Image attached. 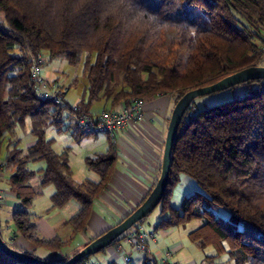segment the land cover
<instances>
[{
	"label": "trees",
	"instance_id": "1",
	"mask_svg": "<svg viewBox=\"0 0 264 264\" xmlns=\"http://www.w3.org/2000/svg\"><path fill=\"white\" fill-rule=\"evenodd\" d=\"M184 1L188 7L202 8L204 17H190L183 0H0V157L6 160L9 188L20 204L12 213V224L36 247L58 251L73 240L38 235L30 208L42 187L54 186L52 207L78 203L66 223L75 233L83 232L93 202L108 185L116 153L109 137L107 151L85 157L99 179H73L67 150L56 152L53 140L45 136L47 127L67 131L61 109L35 93L26 56L14 50L47 51L73 66L88 54L82 61L86 85L76 103L82 112H91L97 101L114 110L132 97L145 101L168 93L175 104L190 89L259 65L264 55V0ZM243 83L255 86L242 97L186 109L174 139L155 229L198 221L187 234L199 248L213 247L215 257L227 253L234 264H264V78ZM26 122L34 141L23 148L17 129ZM72 132L76 140L90 135ZM40 161V170L29 167ZM181 174L200 189L173 206ZM35 175L37 187L31 184ZM216 208L228 216L218 215ZM90 256L75 264H91ZM0 264L24 263L0 251ZM153 264L166 262L154 258Z\"/></svg>",
	"mask_w": 264,
	"mask_h": 264
},
{
	"label": "crops",
	"instance_id": "2",
	"mask_svg": "<svg viewBox=\"0 0 264 264\" xmlns=\"http://www.w3.org/2000/svg\"><path fill=\"white\" fill-rule=\"evenodd\" d=\"M173 106V98L168 94L156 95L149 98L144 101L142 116L139 120L131 126L116 132L114 140H111L116 153L115 166L107 187L93 202L86 230L75 233L72 227V230L71 228H66L68 234L72 233L69 237L73 238L72 242L58 251L49 249V256L46 257V260L57 261L58 257L69 255L75 249L79 250L95 236H98L121 221L144 200L160 174L164 141ZM103 107L104 102L100 101L94 105L95 109L91 106L90 110L97 112L103 109ZM120 107L121 105L115 107V109ZM72 135L74 139V132H72ZM104 135L106 139L105 151H107L109 148V136ZM33 141V139H30L29 142L33 143ZM43 165V162L40 161L33 163L29 167L34 169L36 166L37 169L34 170H40L43 168ZM178 184L174 188L172 197L175 196ZM43 188L45 187H42L41 194L43 193ZM54 190L50 192V196ZM0 192L1 235L6 237V239L3 238L10 246L15 245L17 246L16 249L22 248V251L28 252L26 250L33 249L35 245L19 235L12 224V213L20 208V204L15 193L9 188L8 173L6 171L0 173ZM33 200L35 201V199ZM66 204L61 207H52V204H50L46 209V213L53 211L55 208L60 209ZM31 212L34 218L36 216L35 211L32 210ZM41 214L38 216H41ZM160 217L161 215L154 217L152 220V229H154L153 231L156 236L154 241L147 242V252H140L141 255H139L130 242L126 238H123L116 245L108 246L104 251L98 252L100 256L96 257L95 260L98 262L96 264H153L154 258L162 259L163 254L167 251L172 254V259L178 264H209V261L206 259L209 254H205L202 250L200 252L195 243L193 245L187 239H184L178 230V226L156 230L155 227ZM67 219H61V224H68L66 223ZM35 225L38 230L37 223ZM55 235L61 237L58 233H55L53 236ZM43 237L46 238V236ZM90 263L93 264L92 262ZM217 264L223 263L219 260Z\"/></svg>",
	"mask_w": 264,
	"mask_h": 264
},
{
	"label": "rangeland",
	"instance_id": "3",
	"mask_svg": "<svg viewBox=\"0 0 264 264\" xmlns=\"http://www.w3.org/2000/svg\"><path fill=\"white\" fill-rule=\"evenodd\" d=\"M184 9L187 10L188 15L190 17H195L196 15H202L204 17L205 11L202 8L196 6H187L185 1L183 0ZM45 57V63L41 70V75L48 81L56 83L64 92L65 99L67 103L72 106L75 105L82 97L84 87L86 85V81L84 76L82 75V61L88 54L83 53L81 56V61L76 65H70L65 58L61 57H51L48 55L47 51H41ZM91 61H94V53L89 57ZM264 55L261 56L259 60V65H264ZM143 78L146 77V74L142 75ZM255 85H250L248 83H239L229 88L221 89L218 91H214L208 94H204L201 96H197L193 99L191 103V107L193 111H196L200 108L214 105L226 100H230L237 97H242L247 94L251 87ZM172 93H168L171 96ZM172 97V96H171ZM97 102H94L92 108ZM95 109V108H94ZM64 127V126H63ZM17 136L20 137V146L26 148L30 145V139H33V136L29 132V123L26 122V125L23 128L17 129ZM46 138H50L53 140V149L57 152H61L63 150H67L68 153V162L72 167V177L75 181H82L84 179H91V180H98V175L89 167H87L85 163V157L94 155L97 152H104L106 149V139L103 133L97 134H90L87 136L81 137L79 140L73 139L72 130H57L53 127H47L45 132ZM67 139V140H65ZM34 169H37L35 166ZM5 171V170H3ZM31 184L34 187L38 186V176L35 175L32 180ZM47 186V187H46ZM43 188V193L37 194L34 199L35 201L32 204V208L30 211H35L36 216L33 218L34 222L37 223V233L40 236H46V238L52 237L55 233H58L62 238H69L72 233L68 234L66 228L69 229L71 226L69 224H61V219H67L78 209V203L76 201L71 200L67 203L64 207L60 209H54L49 213H46V209L51 204L50 199V192L54 190L52 184L46 185ZM200 188L191 177L186 174H181L180 182L176 189L175 196L172 197V205L179 206L183 197L186 195L198 191ZM161 208L160 206H156L144 219H142V224L149 230L150 232L153 231V218L159 217ZM215 212L226 218L228 216L227 212L223 208H216ZM41 216H38L40 215ZM46 213V214H45ZM45 214V215H44ZM161 218V217H160ZM160 220V219H159ZM198 225V221H189L184 226H178V230L180 234L183 235L184 239H187L188 242H193L188 237V231L193 229L195 226ZM72 230V228H71ZM1 233V232H0ZM2 236V235H1ZM6 239V237L3 235ZM3 238L4 241H6ZM126 238V237H125ZM123 240V239H122ZM90 242V241H89ZM6 244H8L6 242ZM9 245V244H8ZM86 245V244H85ZM194 245V244H193ZM10 246V245H9ZM16 247L15 245H12ZM11 246V247H12ZM196 246V245H195ZM19 247V246H18ZM197 247V246H196ZM21 249L22 248H18ZM17 249V250H18ZM27 249V248H23ZM197 249L201 252V250L205 254H209L210 262L212 264L219 263V260L222 261L223 264H234L233 261L229 258L227 253L222 254L220 256L215 257V249L213 247H205L203 249L197 247ZM75 249L69 256H72ZM80 250V249H79ZM25 253H29L35 257L41 258L46 260V257L49 256V249L42 248V247H33V249H27ZM24 252V251H22ZM139 255L140 252L136 251ZM97 256H100V253H95L90 256L89 261L93 264L98 263L95 259ZM174 260V259H172ZM227 262V263H226ZM229 262V263H228Z\"/></svg>",
	"mask_w": 264,
	"mask_h": 264
},
{
	"label": "water",
	"instance_id": "4",
	"mask_svg": "<svg viewBox=\"0 0 264 264\" xmlns=\"http://www.w3.org/2000/svg\"><path fill=\"white\" fill-rule=\"evenodd\" d=\"M264 78V65L250 66L228 74L215 82L186 91L174 104L171 111L160 165V174L154 186L144 200L126 217L103 233L93 238L79 251L65 261H50L35 257L29 253L17 250L3 240L0 233V251L24 264H75L81 258L100 252L107 248L122 233L144 219L160 202L168 182V173L171 163V152L174 139L181 119L193 99L221 89L229 88L249 80Z\"/></svg>",
	"mask_w": 264,
	"mask_h": 264
},
{
	"label": "built area",
	"instance_id": "5",
	"mask_svg": "<svg viewBox=\"0 0 264 264\" xmlns=\"http://www.w3.org/2000/svg\"><path fill=\"white\" fill-rule=\"evenodd\" d=\"M261 48L264 50V38H262ZM14 52L26 56L35 93L41 98L51 99L60 107V119L67 130L75 129L81 134L103 133L114 140V135L118 130L131 126L142 116L144 100L138 97H132L130 102L114 110L103 108L97 112L79 111L76 105L70 106L66 102L63 90L56 83L46 80L41 75L46 57L41 51L34 53L30 48L25 47L16 48ZM5 167L6 160L0 157V173L5 170ZM155 236L154 231L146 230L142 223L137 222L126 239L134 249L147 252V242L154 241ZM161 261L166 264H178L172 260V254L169 251L163 254Z\"/></svg>",
	"mask_w": 264,
	"mask_h": 264
}]
</instances>
